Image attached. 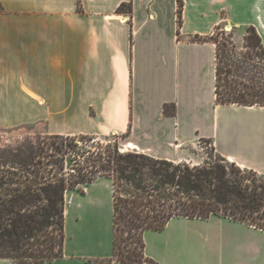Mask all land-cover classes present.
<instances>
[{"label": "crops", "instance_id": "obj_1", "mask_svg": "<svg viewBox=\"0 0 264 264\" xmlns=\"http://www.w3.org/2000/svg\"><path fill=\"white\" fill-rule=\"evenodd\" d=\"M128 1L0 0V129L125 134L120 151L174 162L195 160L207 140L264 176V105L217 103L215 43L192 39L253 26L264 56V0H182L180 25L177 0L117 11ZM63 215L62 254L41 264L113 257L111 176L66 189ZM143 241L158 264H264V230L217 214L171 217Z\"/></svg>", "mask_w": 264, "mask_h": 264}, {"label": "trees", "instance_id": "obj_2", "mask_svg": "<svg viewBox=\"0 0 264 264\" xmlns=\"http://www.w3.org/2000/svg\"><path fill=\"white\" fill-rule=\"evenodd\" d=\"M182 6L183 1L177 0L179 25ZM117 11L130 14V0ZM245 29L250 32L244 37L247 46L262 50L254 27ZM217 30H221L222 42ZM223 30L219 24L209 35L192 37L215 43V101L264 105V64L239 60L241 55L233 53L235 45L223 36ZM221 48L231 55L221 54ZM164 110L171 111L167 105ZM77 136L52 134L48 141L36 142L24 139L0 152V258L16 264H41L60 257L65 190L99 175L113 178V257L99 260L100 264L112 260L158 264L144 255L143 232L163 229L174 216L217 214L264 230V176L256 171L233 162L234 167L218 161L191 165L121 152L116 141L105 146L95 141L96 150L84 149ZM68 159L73 162L65 167ZM55 230L58 236L53 235Z\"/></svg>", "mask_w": 264, "mask_h": 264}, {"label": "rangeland", "instance_id": "obj_3", "mask_svg": "<svg viewBox=\"0 0 264 264\" xmlns=\"http://www.w3.org/2000/svg\"><path fill=\"white\" fill-rule=\"evenodd\" d=\"M223 28H224L223 36L227 35L228 37H230L232 42L235 45V49L233 48L234 50L233 53L241 55L239 57V60L242 61V59L245 58L247 61V64H250V63L264 64V57H263L262 50L256 46H253V47L247 46V43L244 37H248L250 35V32H248L245 28L237 29V28H233L230 26L227 27V24L223 25ZM216 36H218L219 41L222 42L221 30H217ZM228 53L231 55V52H227L224 49L221 50V54H228ZM247 57H250V59ZM2 114L3 113L0 112V116ZM50 135L52 134H48L44 132L42 128H37L30 124H23V125H19V126L12 127V128L0 129V152L7 147H14L16 144L23 141L24 139H30L33 142L40 141V140L48 141ZM91 138H93L94 141ZM124 138H125V134H110V135H100V136L78 135L76 138V141H78L81 147H84V149L96 150L95 141H98L103 146H105L106 143L112 144L113 141H116L118 144H122L125 140ZM54 140H59V139H54ZM199 145H200L198 148L199 156L196 157L195 160H189L191 165L196 164L194 162H198V164H203L205 161H210V162L218 161V162L226 164L229 167H234L233 165H231L232 162L228 161L224 157H221L214 151L211 145V142L207 140H201L199 142ZM123 152H126V151H123ZM222 158L225 159V161L227 162L222 160ZM46 160H47V157L44 158L43 162H45ZM72 162L73 161H69L68 159V161H66L65 167H70V163ZM192 227H194V225H192ZM53 235L58 236L57 230H55Z\"/></svg>", "mask_w": 264, "mask_h": 264}]
</instances>
